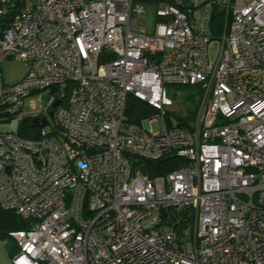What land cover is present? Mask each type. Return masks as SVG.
Here are the masks:
<instances>
[{
  "label": "built area",
  "instance_id": "2783aa9c",
  "mask_svg": "<svg viewBox=\"0 0 264 264\" xmlns=\"http://www.w3.org/2000/svg\"><path fill=\"white\" fill-rule=\"evenodd\" d=\"M9 6L0 207L31 221L9 233L12 264H264V0L162 2L152 32L139 0H0V18ZM11 59L31 69L6 85ZM169 85L205 92L191 129L168 118ZM41 93L39 112L24 113ZM131 96L155 113L129 121ZM25 117L53 130L22 137ZM168 155L184 164L156 178L135 170ZM185 209L194 223L180 235L171 219Z\"/></svg>",
  "mask_w": 264,
  "mask_h": 264
},
{
  "label": "trees",
  "instance_id": "16d2710c",
  "mask_svg": "<svg viewBox=\"0 0 264 264\" xmlns=\"http://www.w3.org/2000/svg\"><path fill=\"white\" fill-rule=\"evenodd\" d=\"M152 3L153 5H158L159 3L166 2L172 3V0H144ZM16 7L9 6L6 9L3 18H0V22H4L5 25H9L13 16L16 14L14 10ZM1 25V24H0ZM211 28L214 35H219L222 31L223 25V13H216L213 17V22ZM183 88H193L196 92H189L188 98L192 101L197 102L196 108L184 116L172 115L169 113V117H175L179 121L181 127L192 128L193 124L196 122L199 114L200 107L202 105L205 92L200 85H179ZM70 91L66 92L64 98H70ZM155 110H153L148 104L137 99L136 97H129L127 106V117L131 122H139L149 115H153ZM3 115L0 112V124L2 122ZM34 117H25L19 125V135L26 138H35L39 135L40 130L33 126ZM57 131H54L56 133ZM184 164V160L179 159L176 156H166L159 161H140L138 162L135 170H138L148 178H156L162 175H167L174 170L180 168ZM171 223L176 228V231L181 235L182 231L191 228L194 223L193 213L189 209L181 211V213L172 215ZM31 221L22 218L16 211L4 210L0 207V239L4 240L9 238V233L12 231H24L30 229Z\"/></svg>",
  "mask_w": 264,
  "mask_h": 264
},
{
  "label": "rangeland",
  "instance_id": "374dc122",
  "mask_svg": "<svg viewBox=\"0 0 264 264\" xmlns=\"http://www.w3.org/2000/svg\"><path fill=\"white\" fill-rule=\"evenodd\" d=\"M141 4L147 9V13L143 16L144 21L142 24L146 26L150 32H152L156 24V7L148 1H143ZM219 39V36L213 35V40L210 43L209 54L212 60H215L218 56L221 45V41ZM30 69L31 66L29 62L18 59L5 60L1 64V71L6 85H14L20 82L27 76ZM193 91L196 92V89L183 88L179 85L167 86V95L174 101V106L167 109V111H169L170 114L177 116H184L185 114L192 112L196 108L197 102L188 98V93ZM45 97V94L41 93L27 99L24 106V113L33 115L35 112H39V105ZM48 117L49 121L52 123L53 121L49 115ZM2 127L4 126L2 125L1 128ZM152 127L155 132H159L161 129L159 123H154ZM39 129L40 128H38V131ZM44 129L48 132L53 130L51 124L44 126ZM5 243L7 244L8 251L10 252L14 246L17 247L16 242L10 238H7ZM17 250L19 253V248H17Z\"/></svg>",
  "mask_w": 264,
  "mask_h": 264
},
{
  "label": "crops",
  "instance_id": "0c3cea01",
  "mask_svg": "<svg viewBox=\"0 0 264 264\" xmlns=\"http://www.w3.org/2000/svg\"><path fill=\"white\" fill-rule=\"evenodd\" d=\"M6 240L7 238L4 240L0 239V264H12L13 259L18 255V247L16 246L13 247L11 252L8 251Z\"/></svg>",
  "mask_w": 264,
  "mask_h": 264
},
{
  "label": "water",
  "instance_id": "95a60500",
  "mask_svg": "<svg viewBox=\"0 0 264 264\" xmlns=\"http://www.w3.org/2000/svg\"><path fill=\"white\" fill-rule=\"evenodd\" d=\"M139 1L143 2L144 0H139ZM46 123H47V122H46L45 119L42 121V123H40L38 119L33 120V124H34L33 126H35V127L45 126Z\"/></svg>",
  "mask_w": 264,
  "mask_h": 264
}]
</instances>
